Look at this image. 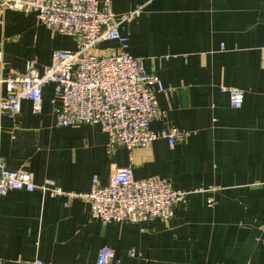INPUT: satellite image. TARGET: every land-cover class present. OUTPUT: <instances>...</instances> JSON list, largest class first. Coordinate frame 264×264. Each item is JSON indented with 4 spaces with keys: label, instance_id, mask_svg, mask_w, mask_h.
<instances>
[{
    "label": "crops",
    "instance_id": "obj_1",
    "mask_svg": "<svg viewBox=\"0 0 264 264\" xmlns=\"http://www.w3.org/2000/svg\"><path fill=\"white\" fill-rule=\"evenodd\" d=\"M138 7L119 31L166 90L157 102L167 116L152 128L183 137L175 148L158 139L108 154L99 125H57L52 84L39 111L23 100L15 118L0 116V158L69 195L0 197V264H95L104 247L120 264H264V0H111L118 16ZM76 48L34 14L8 10L0 22V71L23 72L30 62L42 71ZM230 87L244 92L240 109L220 90ZM6 95L0 85V100ZM129 165L136 178L158 175L190 192L173 219L105 224L70 195L88 192L95 175L107 185Z\"/></svg>",
    "mask_w": 264,
    "mask_h": 264
},
{
    "label": "built area",
    "instance_id": "obj_2",
    "mask_svg": "<svg viewBox=\"0 0 264 264\" xmlns=\"http://www.w3.org/2000/svg\"><path fill=\"white\" fill-rule=\"evenodd\" d=\"M8 10L34 14L46 28L74 38L77 48L57 52L42 71L32 62L23 72L0 71V85L5 86L7 92L6 98L0 100V116L15 118L23 100L30 101L34 110L39 111L43 89L52 84L57 125L64 128L99 125L107 137L108 154L119 147L129 151L146 148L158 139L166 140L170 148H175L183 137L180 130L152 128L153 122L167 116L157 102V93L166 90L160 80L144 68L143 58L128 53L129 38L119 31L123 22L141 12V7L118 16L111 9V0H0V22ZM107 42L115 43L116 47L103 48ZM1 57L0 52V60ZM220 90L228 94L231 108L242 107L244 92L241 89ZM10 191L66 194L55 180L36 183L29 172L10 169L0 158V197ZM189 194L158 175L136 178L129 165L116 170L107 185H102L95 175L88 192L70 195L87 200L90 217L102 223L143 224L156 218L173 219L178 205L184 203ZM209 204H213V199ZM17 263L46 264L21 260ZM95 264L120 263L114 251L104 247Z\"/></svg>",
    "mask_w": 264,
    "mask_h": 264
}]
</instances>
